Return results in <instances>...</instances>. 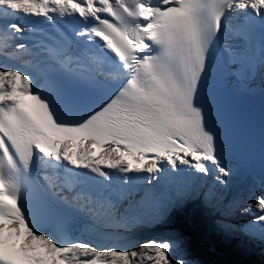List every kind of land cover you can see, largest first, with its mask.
<instances>
[{"label": "snow or ice", "instance_id": "snow-or-ice-1", "mask_svg": "<svg viewBox=\"0 0 264 264\" xmlns=\"http://www.w3.org/2000/svg\"><path fill=\"white\" fill-rule=\"evenodd\" d=\"M20 17L61 26L34 40ZM0 58H39L35 73L0 65V264H195L178 235L130 248L57 236L74 214L130 229L145 202L165 222L162 182L230 185L238 142L217 75L227 68L249 91L259 76L264 97V0H0ZM241 211V232L264 245V157Z\"/></svg>", "mask_w": 264, "mask_h": 264}, {"label": "rangeland", "instance_id": "rangeland-1", "mask_svg": "<svg viewBox=\"0 0 264 264\" xmlns=\"http://www.w3.org/2000/svg\"><path fill=\"white\" fill-rule=\"evenodd\" d=\"M228 186L227 187H223L222 190H219L217 188V185L214 184L212 185V188L210 191H208L209 193H215L217 192L222 198H224V201L226 203H229L230 201V205H232L233 199L235 198V195H233V193H229V196L227 197V191H228ZM233 195V197L231 198V196ZM243 194V198H244ZM226 196V197H225ZM246 196V195H245ZM205 199L207 197H204ZM231 198V200H230ZM193 199V197H188V200ZM244 200H246L244 198ZM221 201V198H218V202L217 204H214L215 202L212 201L210 203V206L213 207L214 205H219ZM241 203H243L241 201ZM242 206L243 204H241L240 208L234 207L230 208L231 212L236 214L237 220L239 219H245V221L248 220L247 215L242 214ZM188 210L189 208H179L176 211V208L173 207V210L170 212V214L168 215L167 219L165 222L163 223H157L155 218L154 219H150V220H146L144 217H140L142 222L141 223H137L134 227L131 228H135L137 231L135 232L136 237L138 236V230L142 233H144V238H142L138 243H136L137 245H139L140 243L147 241L149 239H163V238H173L174 236H180L184 239V241L187 243L190 242L191 237L190 235H194L196 237V241L198 242V247H197V251H196V255L194 256L195 259L197 260V264H205V260H201L202 256H205V259L209 258L210 254H214V255H219L222 254L220 253L221 251H224L223 248H225V250L227 251V256H229L230 258L233 259L235 264H258V262L261 261H256L253 259L254 257V245L250 242H247L245 240V236L242 232H239V234L241 235V241L236 242V246L233 248H230L226 243L222 242L220 244V247L223 248H218L217 246H219L216 243L214 234H212V230L216 229L217 227H220L221 225V220H218V223L216 225H205L206 223V219L203 216H200L198 214V217L196 219L195 223H191L190 224V229H186L183 228V226L186 224L185 220L179 218L184 216L185 218H187L188 216ZM226 215H229L228 213ZM250 218V217H249ZM232 224V223H231ZM235 225V222H234ZM189 226V225H188ZM229 234H232L233 232H235L236 234H238L237 229H232V228H225ZM135 244V246H137ZM108 247H119V248H123V247H129L127 245H113V246H108ZM214 247L219 251H215ZM245 251H251V252H240L242 250ZM262 251H264V247L262 248ZM219 253V254H217ZM223 255V254H222ZM225 257V256H224ZM210 260V259H209ZM208 264H224L219 262L216 258L210 260V263ZM261 264H264V262H262Z\"/></svg>", "mask_w": 264, "mask_h": 264}, {"label": "bare ground", "instance_id": "bare-ground-1", "mask_svg": "<svg viewBox=\"0 0 264 264\" xmlns=\"http://www.w3.org/2000/svg\"><path fill=\"white\" fill-rule=\"evenodd\" d=\"M20 64L23 65V68H28L31 70V72L35 73L37 68L34 67V65L37 64V61H34L31 59V63L30 64H25L22 60L19 61ZM0 65H3V66H7V65H13V63L11 62V60H8V59H4V58H0ZM259 191V188L255 186V184L250 181L248 183V185L243 188V189H238L234 192V195H235V198L233 199L234 200H239V201H244V198H243V194L247 195L249 194V191ZM243 204V203H242ZM203 216L205 219H206V216L205 215H201ZM198 217V216H197ZM205 225H207V222L205 223ZM144 237V233L138 231V236L136 237L135 233L131 235V237L129 238V240H127L126 243H123V244H119V245H127L129 247H123V248H130V247H133V245H135L139 240H141L142 238ZM100 247H103L102 245Z\"/></svg>", "mask_w": 264, "mask_h": 264}, {"label": "trees", "instance_id": "trees-1", "mask_svg": "<svg viewBox=\"0 0 264 264\" xmlns=\"http://www.w3.org/2000/svg\"><path fill=\"white\" fill-rule=\"evenodd\" d=\"M215 235V234H214ZM191 240L189 243H187V250L189 253L190 258L195 262V264H197V260L195 259V255H196V249L198 247V242L196 241V237L194 235H190ZM264 258V254L259 253L255 255V259L259 260V258ZM217 259L219 262L224 263V264H235L234 261L229 258V257H223L221 255H214V254H210L209 258L205 259V256L201 257V260H205V264L210 263V260L212 259ZM210 259V260H209Z\"/></svg>", "mask_w": 264, "mask_h": 264}]
</instances>
